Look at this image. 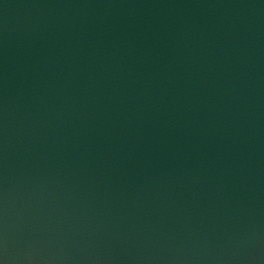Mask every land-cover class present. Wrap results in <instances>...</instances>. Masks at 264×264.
<instances>
[{
  "label": "water",
  "instance_id": "water-1",
  "mask_svg": "<svg viewBox=\"0 0 264 264\" xmlns=\"http://www.w3.org/2000/svg\"><path fill=\"white\" fill-rule=\"evenodd\" d=\"M0 264H264V0H0Z\"/></svg>",
  "mask_w": 264,
  "mask_h": 264
}]
</instances>
